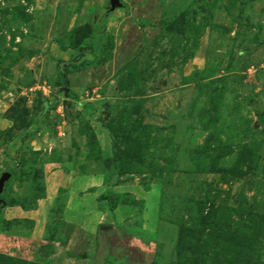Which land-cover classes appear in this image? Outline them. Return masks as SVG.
<instances>
[{
	"label": "rangeland",
	"instance_id": "374dc122",
	"mask_svg": "<svg viewBox=\"0 0 264 264\" xmlns=\"http://www.w3.org/2000/svg\"><path fill=\"white\" fill-rule=\"evenodd\" d=\"M119 1L0 0V264H264V0Z\"/></svg>",
	"mask_w": 264,
	"mask_h": 264
},
{
	"label": "water",
	"instance_id": "95a60500",
	"mask_svg": "<svg viewBox=\"0 0 264 264\" xmlns=\"http://www.w3.org/2000/svg\"><path fill=\"white\" fill-rule=\"evenodd\" d=\"M120 7H121V4H120L119 0H110V8H109V10L105 11V13H109V12H111L117 8H120ZM9 177H10V175L6 174V175H4L2 180L0 181V193L2 192L4 184L9 179Z\"/></svg>",
	"mask_w": 264,
	"mask_h": 264
},
{
	"label": "trees",
	"instance_id": "16d2710c",
	"mask_svg": "<svg viewBox=\"0 0 264 264\" xmlns=\"http://www.w3.org/2000/svg\"><path fill=\"white\" fill-rule=\"evenodd\" d=\"M102 33V30H100L97 34H96V37L100 36V34ZM80 65L79 64H76V63H63L61 65V68L62 70H64L65 68H68V69H71V70H74L76 68H78ZM62 77H63V80L65 82V85H67V80H66V76H65V73L62 74Z\"/></svg>",
	"mask_w": 264,
	"mask_h": 264
}]
</instances>
